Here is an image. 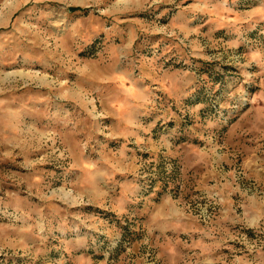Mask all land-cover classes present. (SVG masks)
Instances as JSON below:
<instances>
[{
  "label": "rangeland",
  "instance_id": "374dc122",
  "mask_svg": "<svg viewBox=\"0 0 264 264\" xmlns=\"http://www.w3.org/2000/svg\"><path fill=\"white\" fill-rule=\"evenodd\" d=\"M0 264H264V0H0Z\"/></svg>",
  "mask_w": 264,
  "mask_h": 264
}]
</instances>
